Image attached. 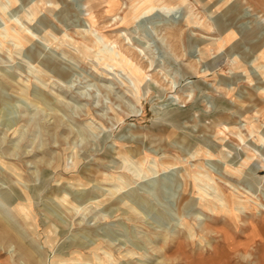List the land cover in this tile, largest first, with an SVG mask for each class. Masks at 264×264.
I'll use <instances>...</instances> for the list:
<instances>
[{"label": "rangeland", "instance_id": "1", "mask_svg": "<svg viewBox=\"0 0 264 264\" xmlns=\"http://www.w3.org/2000/svg\"><path fill=\"white\" fill-rule=\"evenodd\" d=\"M260 41L264 0H0V211L42 264H260L263 209L217 211L264 204Z\"/></svg>", "mask_w": 264, "mask_h": 264}, {"label": "bare ground", "instance_id": "2", "mask_svg": "<svg viewBox=\"0 0 264 264\" xmlns=\"http://www.w3.org/2000/svg\"><path fill=\"white\" fill-rule=\"evenodd\" d=\"M180 1V3H183V1L184 0H179ZM223 1V0H222ZM101 2H106V0H101ZM87 3H91V0H87ZM167 4V3H166ZM168 5H170V4H168ZM172 7V6H171ZM171 7H165V8H171ZM119 8V7H118ZM189 13L190 14H188L186 17V19H188L189 18V20H187V24H189V23H191L192 22V19L193 20H195L194 18L195 17H197V15H195V14H193V13H191V10L189 9ZM194 22H196V21H194ZM198 22V21H197ZM196 24V23H195ZM128 24H126V26H127ZM162 27H161V30L162 31H164V34H165V36H166V38L168 39V38H177V39H179L180 38V28H178L179 27V24H163V25H161ZM207 28V27H206ZM207 29H209V28H207ZM227 28H224V30L223 31H225ZM119 30V29H118ZM119 31H124V29H122V30H119ZM234 31V30H233ZM121 35V34H120ZM227 37V40H225L224 41V44H226L229 40H232V39H234V37H235V33L233 32V33H227V35H226ZM165 38V37H164ZM242 40V39H241ZM114 44V43H113ZM138 44V43H137ZM264 45V42H262V41H260V42H258V43H256L255 45H254V49H255V51H258V50H260V48L262 47ZM217 46H219V44L217 45ZM134 48V47H133ZM258 88V87H257ZM256 88V89H257ZM260 89H262V88H260ZM246 95H248V97H246V99H245V102L246 103H250L251 102V100H252V98L254 97V94H248V93H246ZM55 97V96H54ZM22 99V98H21ZM56 99V98H55ZM38 101V100H37ZM39 102V101H38ZM252 103H253V100H252ZM255 104V103H254ZM261 105V104H260ZM226 127V126H225ZM238 137H239V135H238ZM7 168H8V170L9 171H11V172H15L16 171V168L14 167V166H10V165H8L7 166ZM229 172L231 173V174H233V175H237V174H239L238 172L239 171H237V170H235V169H232V168H230L229 169ZM5 173V172H4ZM3 174V173H2ZM6 174H7V172H6ZM10 176V175H9ZM117 187V186H116ZM119 187V186H118ZM35 192V191H34ZM185 194V193H184ZM79 196H81L82 197V193H80L79 194ZM64 197V194L62 195V196H59V198H63ZM191 197V196H190ZM246 197H249V196H247L246 195ZM72 200V199H71ZM71 200H64V202H66V204L67 205H73V203H72V201ZM219 200V199H218ZM251 199H248V200H245V201H239V206L238 207H236V209L234 208L235 206V204H237V200L236 201H234V198H233V196L231 197V194H230V198H228L227 199V202L225 203V204H222V205H220V207H217V211H223L224 213H228V214H230L231 215V217L232 218H236L237 216H238V214L239 213H241V212H244V211H247V210H249L250 212H251V208L254 206V209H255V207H256V209H257V207H261L263 210L262 211H264V204H260V203H257L256 201L254 202V201H250ZM220 201V200H219ZM242 203V204H241ZM234 206V207H233ZM129 208H131L130 206H129ZM10 209V208H9ZM133 211H135V210H133ZM262 211L261 212H257V213H260V220H259V222H260V227H258V226H256L255 224L253 225V237H252V241H254V238H255V236L256 235H263L264 236V213H262ZM137 212V211H136ZM65 214V213H64ZM14 220V218H12V216L10 215V211L8 210V211H4L3 209H2V211H0V246L2 247H4V245H7L8 244V247L7 248H11L12 249V245L14 244V246H15V250H16V253L18 254V256H19V259L21 260V259H24V260H26V261H28V262H33V263H35V264H42V259L43 258H40L41 257V255H40V253L39 252H41V251H39V250H37L36 249V247H34V246H32L31 244V241H30V243L31 244H26V243H24L25 242V240L29 237L28 235V237L24 240L23 239V237H24V235L21 233V232H23L24 233V231L23 230H21V229H19V227L17 228V224L15 223V221H13ZM200 220V219H199ZM205 222V221H204ZM203 223V222H202ZM257 224V223H256ZM61 225V224H60ZM256 226V227H255ZM23 229V228H22ZM20 230H21V232H20ZM27 234V233H26ZM26 236V235H25ZM211 241V240H210ZM213 241V240H212ZM13 243V244H12ZM100 243V242H99ZM210 243V242H209ZM206 244V243H205ZM204 244V245H205ZM210 245H212V244H210ZM218 246V245H217ZM6 247V246H5ZM4 247V248H5ZM211 247V246H210ZM249 247V246H248ZM162 249V248H161ZM160 249V250H161ZM10 250V249H9ZM14 250V251H15ZM248 250V249H247ZM231 251V250H230ZM42 253V252H41ZM246 253H247V251H246ZM245 253V254H246ZM106 254V253H105ZM248 254V253H247ZM246 254V255H247ZM126 255H128V256H131L132 254H130V252H127V254ZM146 255V254H145ZM156 255V254H155ZM164 256V255H163ZM11 257L13 258V256L11 255ZM15 257H17V256H15ZM42 257H43V255H42ZM161 257V256H160ZM259 257V256H258ZM108 258V257H107ZM220 259H223V256H220L219 257ZM248 258H249V255H248ZM41 259V260H40ZM89 259V258H88ZM91 259V258H90ZM109 259H111V258H109ZM122 259V258H121ZM120 259V260H121ZM158 259V258H157ZM224 259H227L226 257H224ZM44 260V259H43ZM159 260V259H158ZM259 260V259H258ZM19 261V260H18ZM154 261V260H153ZM159 262V261H158ZM224 263L223 264H229V261H223ZM255 262V261H254ZM16 262H14V264H15ZM98 263L99 264H102L103 263V260H98ZM253 263V262H252ZM17 264V263H16ZM26 264V263H25ZM29 264V263H28ZM47 264V263H46ZM108 264H111V262H108ZM153 264H155V263H153ZM159 264V263H158ZM260 264H264V250H263V252H262V255L260 256Z\"/></svg>", "mask_w": 264, "mask_h": 264}]
</instances>
